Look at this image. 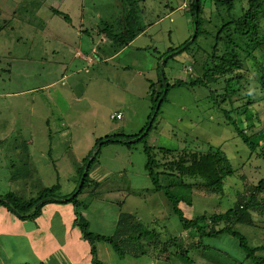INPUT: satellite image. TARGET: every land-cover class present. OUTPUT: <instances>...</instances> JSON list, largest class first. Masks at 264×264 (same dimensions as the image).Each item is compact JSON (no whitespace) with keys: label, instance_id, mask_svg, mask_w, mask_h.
<instances>
[{"label":"rangeland","instance_id":"rangeland-1","mask_svg":"<svg viewBox=\"0 0 264 264\" xmlns=\"http://www.w3.org/2000/svg\"><path fill=\"white\" fill-rule=\"evenodd\" d=\"M200 1L203 33L190 43L195 28L188 0H0V197H9L12 209L28 215L51 199L35 218L0 215V264H68L55 249L67 241L72 260L89 254L80 227L64 219L66 205L69 213H81L92 234L111 236L120 215L132 216L134 232H150L141 243H125L124 257L97 242L102 264H257L245 258L232 236L201 237L198 244L197 232L182 229L149 174L184 149L220 148L234 175L224 180L222 192L195 187L192 205H179L188 219L225 213L237 195L247 200L249 188L264 175L262 159L225 123L208 89L184 86L198 70L193 57L205 61L203 50L214 44L220 23L218 0ZM124 32L135 38L120 47L115 36ZM263 58L256 51L245 59L248 77L258 76ZM161 71L170 88L153 118L152 96L165 95ZM176 81L182 86L174 87ZM250 108L255 116L245 133L264 145V100L254 98ZM118 112L122 117L114 119ZM151 119L144 139L105 142L93 154L107 138H137ZM92 155L76 201L62 203L77 192ZM149 157L154 163L147 167ZM159 177L162 186L184 192L175 183L179 180ZM252 211L250 221L236 230L250 246L264 247V215ZM138 250L144 254L136 257ZM256 256L264 258V250Z\"/></svg>","mask_w":264,"mask_h":264},{"label":"trees","instance_id":"trees-1","mask_svg":"<svg viewBox=\"0 0 264 264\" xmlns=\"http://www.w3.org/2000/svg\"><path fill=\"white\" fill-rule=\"evenodd\" d=\"M188 2L193 20L192 28L194 27L196 29L195 37L190 43H195L197 38L203 33V31L200 30V18L202 20L204 13L202 10L204 6L201 5L200 0H188ZM218 2L220 4L215 12L220 23L218 22L219 24L215 30V35L213 34L215 36V42L209 48L203 50V53L206 55V59L203 63H199L197 58L193 57V61L197 62L198 70L195 73V77L190 78L188 81H184V86L186 85V87L190 88L199 86L203 89H208L211 104L223 115L225 123L234 127L237 137L242 144L246 146L250 152L261 158V161L264 163V145H259L257 142L252 141L245 133L247 122L252 120L253 116H255H251L252 108H250L254 103V98L264 100V58L258 65L260 72L257 77H248V72L244 67L245 59L250 56L253 58L254 52L258 51L264 57V0H218ZM237 3H239V5ZM141 32H143V30L139 29L138 33L141 34ZM106 35L108 36V34ZM115 37L117 38L115 41L119 46L125 47L134 40L135 35L133 33L125 34L124 32ZM188 41L189 40L185 41L181 45L185 46L184 50L190 44ZM178 48H176V50ZM182 84V81H176L173 86L179 87L182 86ZM160 86L163 87V85ZM166 86L167 89L160 106L170 88L167 82ZM162 94L163 92L160 91L155 98L152 96L153 110ZM241 123L244 125L242 128L240 127ZM143 131L144 129H142L137 136L139 137ZM148 131L139 140L144 139ZM117 137L118 136L112 137L114 139L112 142L120 143L119 140H123ZM124 140L129 139L124 138ZM125 143L128 144L129 142ZM86 161L89 164L81 188L77 192H74L75 190L72 192L71 195L74 194L72 199L65 200V196L62 202L69 203L76 201L77 195L84 187L93 159L91 161ZM153 163L154 161L149 157L147 167H150ZM161 165L162 170L157 173H154L150 168L149 174L154 191L163 193L164 198L171 207L172 214L178 217L183 230H195L199 236L198 242L201 237L217 238L221 235L232 236L238 241V245L245 253L246 259H250L257 264H264V258L256 256L258 252L264 250V247L250 246L246 238L236 230V225L238 223H247L250 221L251 213L254 214L252 209L259 210V212H256L258 215H264V175L257 185L249 188L248 191L250 196L247 200L243 194L237 195L238 201H236L234 205H231L232 207H229L225 213L203 214L197 216L195 219H188L179 208L180 203L184 202L187 206H191L192 192L197 186L205 191L212 192L218 190L222 192L224 190V180L234 175L233 167L220 148L210 145L204 151L184 149V153L179 155L177 159L166 161ZM159 175L166 176L165 178L168 177L170 179L179 180V183H175L178 185L177 187L184 189V192H180L179 194L175 193L174 189H171V184L162 186L160 183L161 176L159 177ZM187 179H198L199 181L188 182ZM259 193H262V195ZM42 200L43 199H40L39 201ZM39 201L35 202L33 205L37 204ZM50 201V198H45V200L34 208L33 213L28 215L29 212L22 214V212L14 206V209H12V206H10L12 200L9 199V197H0V204L4 205L13 214H17L22 220L38 217L40 209L46 203H50ZM73 208L78 209V205L75 203V207ZM26 209L30 211L31 208L26 207ZM74 216V223L80 227L82 238L90 245L91 264H102L97 257L95 245L97 242L108 244L115 254L124 257L125 252L123 251V245L125 243L134 241L141 243V241H145L146 238H148L147 234H150L148 231L146 235H141L139 230L134 232V225L129 223L132 218L131 215H122L123 217L120 215L119 223L111 236H102L88 232L86 221L81 213L74 211ZM206 221L210 223L206 225ZM141 227L142 226H139L140 229ZM152 233L154 234V232ZM175 238L176 237H174V239ZM152 240L153 238H151L150 241ZM172 241L173 238L168 240V244ZM198 244H200V242ZM127 248L129 249V245H127ZM130 253L131 252L128 254ZM136 253V257L139 256V254H144L139 250ZM131 255L134 254L131 253Z\"/></svg>","mask_w":264,"mask_h":264},{"label":"crops","instance_id":"crops-1","mask_svg":"<svg viewBox=\"0 0 264 264\" xmlns=\"http://www.w3.org/2000/svg\"><path fill=\"white\" fill-rule=\"evenodd\" d=\"M99 38H101V36H99ZM81 56V54H80ZM120 113V112H118ZM64 203V202H62ZM61 203V204H62ZM69 204V203H67ZM56 206V205H55ZM55 206H51L52 208L54 207L55 210H57V208ZM70 206V205H69ZM68 206L66 205L65 209L67 212L66 216L64 217V219L66 218V220L68 221H73L74 222V210H73V213L70 211L69 213V208H67ZM0 209L2 210H6L5 206L0 204ZM41 214V212H40ZM0 215L4 218V217H9V216H13L12 213H10V211L7 209L5 213H0ZM20 219V218H19ZM22 220V219H21ZM75 223H73L74 225ZM82 237V235H81ZM77 240V239H76ZM75 240V241H76ZM68 243V244H67ZM66 245H57V248L56 249V252L59 253V254H62L61 256L65 258L66 262L68 264H91V255H90V247H89V254H86V252H83V253H80V255L77 257V258H73V260L70 258V255H66V252H70L69 249H67V247L69 246V244L71 243V241H67ZM1 263V262H0Z\"/></svg>","mask_w":264,"mask_h":264},{"label":"water","instance_id":"water-1","mask_svg":"<svg viewBox=\"0 0 264 264\" xmlns=\"http://www.w3.org/2000/svg\"><path fill=\"white\" fill-rule=\"evenodd\" d=\"M195 33H196V29H194V35H193V38L195 37ZM193 38H192V40H193ZM192 40H191V41H192ZM184 47H185V46H184ZM161 78H162V83H163L164 93H165V91H166V89H167V86H166L165 77H164V74H163L162 71H161ZM162 99H163V94H162V96L159 98L158 103H157V105H156V107H155V111H154V114H153V118H154L156 112H157L158 109H159V106H160V103H161ZM153 118H152V119H153ZM152 119L149 121V123H148L146 129L143 131V133H142L139 137H137V138H135V139H132V140H124V139H123V140H119V141H120V142H129V143H134V142L138 141L139 139H141V138L147 133V131H148L149 128L151 127ZM108 141L112 142V141H114V139L112 138V139H105V140H103V141H100V143H98V144L96 145L93 154L96 153V152L100 149V147H101L102 144H104L105 142H108ZM92 158H93V155L89 158V161H91ZM88 164H89V163H87V164L85 165L83 175H82L81 180H80L79 185H78V190H79V189L81 188V186H82V183H83L84 177H85V175H86V173H87ZM78 190H77V191H78ZM73 196H74V194L71 195V196H70L68 199H66V200H70V199H72Z\"/></svg>","mask_w":264,"mask_h":264},{"label":"built area","instance_id":"built-area-1","mask_svg":"<svg viewBox=\"0 0 264 264\" xmlns=\"http://www.w3.org/2000/svg\"><path fill=\"white\" fill-rule=\"evenodd\" d=\"M122 117L121 113H117L113 118L114 119H120Z\"/></svg>","mask_w":264,"mask_h":264}]
</instances>
